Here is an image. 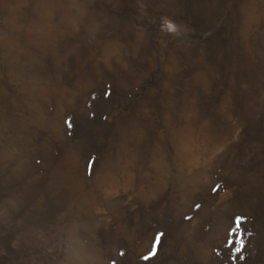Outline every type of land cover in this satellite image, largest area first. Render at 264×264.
<instances>
[{"label": "rangeland", "instance_id": "1", "mask_svg": "<svg viewBox=\"0 0 264 264\" xmlns=\"http://www.w3.org/2000/svg\"><path fill=\"white\" fill-rule=\"evenodd\" d=\"M0 264H264V0H0Z\"/></svg>", "mask_w": 264, "mask_h": 264}, {"label": "snow or ice", "instance_id": "2", "mask_svg": "<svg viewBox=\"0 0 264 264\" xmlns=\"http://www.w3.org/2000/svg\"><path fill=\"white\" fill-rule=\"evenodd\" d=\"M68 123H69V127L71 128V126H72L71 123L70 122H68ZM91 167H92V162L90 161L89 162V169H91ZM243 220H244V218L238 217L237 220L235 221V223H234V233L235 234H238L239 233V231H240V229L242 227ZM161 235L162 234H158L155 237V242H154L153 247L151 248V252H150V255L153 256V257L157 253V246H158V244H159V242L161 240ZM237 251H239V249H237Z\"/></svg>", "mask_w": 264, "mask_h": 264}, {"label": "clouds", "instance_id": "3", "mask_svg": "<svg viewBox=\"0 0 264 264\" xmlns=\"http://www.w3.org/2000/svg\"><path fill=\"white\" fill-rule=\"evenodd\" d=\"M162 30L174 33L176 31V25L171 20H165L164 24H162Z\"/></svg>", "mask_w": 264, "mask_h": 264}]
</instances>
